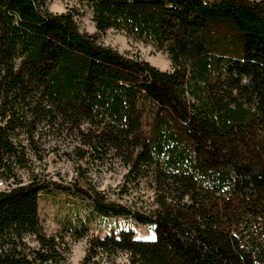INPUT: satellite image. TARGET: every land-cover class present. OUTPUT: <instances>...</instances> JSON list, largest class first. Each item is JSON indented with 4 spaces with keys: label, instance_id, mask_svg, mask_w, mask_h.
Segmentation results:
<instances>
[{
    "label": "trees",
    "instance_id": "1",
    "mask_svg": "<svg viewBox=\"0 0 264 264\" xmlns=\"http://www.w3.org/2000/svg\"><path fill=\"white\" fill-rule=\"evenodd\" d=\"M79 1L97 34L45 0H0V264H60L43 194L155 227L154 240L89 237L85 223L80 264L119 252L128 264H264V0ZM112 29L153 44L172 70L101 44ZM40 127L74 134L81 160L113 152L129 182L154 184L156 206L138 210L80 182L24 183Z\"/></svg>",
    "mask_w": 264,
    "mask_h": 264
},
{
    "label": "rangeland",
    "instance_id": "2",
    "mask_svg": "<svg viewBox=\"0 0 264 264\" xmlns=\"http://www.w3.org/2000/svg\"><path fill=\"white\" fill-rule=\"evenodd\" d=\"M46 8L52 13L61 14L69 10L76 13V21L81 32L97 34L91 10L79 0H45ZM98 40L130 58L148 61L161 71H171L172 64L168 55L158 51L147 42L128 36L122 31L109 30L98 35ZM24 138V136H22ZM35 151L29 150V161L26 167L19 169L18 174L24 183L33 175L52 180L61 185L80 182L105 193L111 200L132 206L138 210L149 211L156 206L154 184L145 179L138 183L126 179L128 168L113 153L101 159L81 160L80 148H83L77 137L67 130L57 131L40 127L34 139ZM6 185H1L5 189ZM41 224L48 236L56 238L62 260L60 264H80L87 250L88 237L77 240L76 230L88 224V236L106 237L131 232L135 238L154 240L155 227H145L137 221L123 218H111L95 215L86 205L71 196L43 194L39 205ZM28 246L36 248L38 243L33 236H27ZM98 264H128L125 253L102 256Z\"/></svg>",
    "mask_w": 264,
    "mask_h": 264
}]
</instances>
